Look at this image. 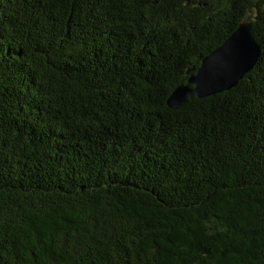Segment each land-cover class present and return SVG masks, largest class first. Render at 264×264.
Listing matches in <instances>:
<instances>
[{"label":"trees","instance_id":"1","mask_svg":"<svg viewBox=\"0 0 264 264\" xmlns=\"http://www.w3.org/2000/svg\"><path fill=\"white\" fill-rule=\"evenodd\" d=\"M0 264H264V0H0Z\"/></svg>","mask_w":264,"mask_h":264},{"label":"water","instance_id":"2","mask_svg":"<svg viewBox=\"0 0 264 264\" xmlns=\"http://www.w3.org/2000/svg\"><path fill=\"white\" fill-rule=\"evenodd\" d=\"M261 48L251 23L244 21L213 53L204 57L198 70L169 96L170 110L182 109L188 100L206 99L236 88L258 63Z\"/></svg>","mask_w":264,"mask_h":264}]
</instances>
